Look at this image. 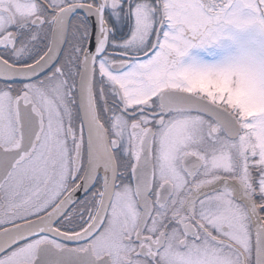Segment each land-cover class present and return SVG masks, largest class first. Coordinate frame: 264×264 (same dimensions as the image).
<instances>
[{
    "label": "snow or ice",
    "instance_id": "snow-or-ice-1",
    "mask_svg": "<svg viewBox=\"0 0 264 264\" xmlns=\"http://www.w3.org/2000/svg\"><path fill=\"white\" fill-rule=\"evenodd\" d=\"M0 264H264V0H0Z\"/></svg>",
    "mask_w": 264,
    "mask_h": 264
}]
</instances>
